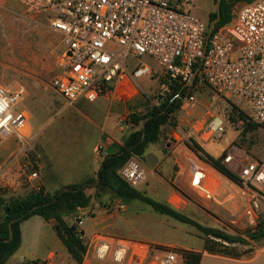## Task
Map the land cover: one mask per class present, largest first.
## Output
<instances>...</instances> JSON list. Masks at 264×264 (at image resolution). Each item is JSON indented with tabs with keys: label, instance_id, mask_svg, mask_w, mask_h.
<instances>
[{
	"label": "built area",
	"instance_id": "built-area-1",
	"mask_svg": "<svg viewBox=\"0 0 264 264\" xmlns=\"http://www.w3.org/2000/svg\"><path fill=\"white\" fill-rule=\"evenodd\" d=\"M11 1L28 13L46 15L48 27L60 35L62 51L50 86L68 106L78 99L92 102L128 77L136 80L151 76V67L139 61L147 55L158 63L168 83L183 84L188 91L206 83L244 100L251 121L264 127V0L235 3L230 21L214 31L208 21L190 12L193 0ZM23 95V88L8 91L0 85V144L11 133L25 143L27 116L24 111L13 112ZM175 98L180 96L176 94L172 100ZM184 98L187 103L194 100L192 95ZM236 119L238 124L243 123ZM225 127V119L214 115L204 133L219 138ZM17 159V153L11 155L0 174ZM223 160L231 162L232 155H225ZM118 174L134 187L145 178L144 169L134 157ZM36 177V171L28 175L30 179ZM238 177L248 199L247 213L259 209L264 194V164L249 158L240 164ZM75 218L81 225L82 219ZM85 237L83 234L86 251L81 264L107 256L125 264H183L184 256L191 252L175 244L98 231L89 239Z\"/></svg>",
	"mask_w": 264,
	"mask_h": 264
},
{
	"label": "rangeland",
	"instance_id": "rangeland-1",
	"mask_svg": "<svg viewBox=\"0 0 264 264\" xmlns=\"http://www.w3.org/2000/svg\"><path fill=\"white\" fill-rule=\"evenodd\" d=\"M215 9L214 0H193L190 3V12L205 22L208 21L209 12ZM5 17L9 18L8 23H5L7 19L1 21V18ZM0 24H3L0 25V29L4 30V33L0 32V47L4 45L9 50L8 54L2 55L0 52V85L8 91L24 89L23 98L15 105L13 112L17 114L26 109L32 114L30 123L35 127L31 128L28 123L27 127L23 128V133L27 137L30 132L32 134L41 132L37 139L36 137L25 138L26 145L20 144L21 142L19 143L13 133L3 140L12 139L13 142L9 147L7 144L3 151L0 147V168L11 155L17 153L18 149L23 148L22 151L25 153L0 174V195L8 199L10 197H23L28 194L34 187L29 183L28 175L32 171H38L39 168L43 170L45 167L49 168L56 164L59 152L66 150L64 144L67 147L68 144H73V137L66 132L71 129L66 120L67 117L73 116L77 111L75 106L65 108L61 96L50 86V79L56 71L62 51V43L60 36L48 27L46 15L28 13L22 6L14 4L8 12L6 10L0 11ZM129 60L133 61L132 58ZM139 61L151 67L152 75L143 76L136 80L128 77L120 85L123 99L121 105H125L120 117V125L126 127L121 141L128 133L140 127V125L135 126L131 122L129 115L146 113L154 105H157L159 96L164 95L166 97L167 94V92L162 94L166 83L163 82V71L158 63L147 55L141 56ZM187 95L194 97L193 102L187 103L185 98L182 99V106L176 111L174 121L162 127V133L158 140L160 145H163L165 141L172 142L174 139L173 130L185 134L189 133L199 141L212 140L205 144V149L219 152L218 157H222L223 162V156L231 153L233 160L226 165L237 175L239 166L243 161L251 157L258 159L264 155V127L251 121L248 115L250 108L244 100L225 95L206 83L190 88ZM238 112L243 113L245 120L251 125L250 128L247 127L248 122L238 124L236 119ZM214 115L222 116L226 123L225 131L219 138L209 137L208 134L204 133ZM30 128L31 130H29ZM54 130H60L64 133L52 138ZM82 130L81 125H76L75 130L72 131L73 133L76 132L78 140L73 141L75 145L70 147L71 149L75 147L78 152L90 149L89 140L85 144L82 143ZM54 140L59 141L60 144H56ZM59 145L63 148H60ZM229 145L237 146L239 152L235 154L232 150L228 151ZM62 157L67 162L74 156L65 151ZM33 180L31 179V181ZM135 187L141 189L138 185ZM102 190L105 191L104 193H108L107 195H112L110 191L103 188ZM200 192L206 196L209 195V192L202 190ZM91 193H93V198H91L93 211L97 210V206H112V204L104 203L103 194L94 196V189ZM154 198L161 199V197ZM101 210L96 211V220L94 221L88 214L79 212L75 216L66 215L64 219L69 224L76 223L78 229L84 232L86 239H89L94 232L107 230L128 238L173 243L183 246V249L200 248L204 243V234L195 226L161 215L152 210L150 206L139 201L129 202L127 211L116 212L115 216L105 223L106 226L104 227L97 222V216ZM76 216L82 219L81 225L77 223ZM205 220L208 226H214L215 223L212 219L206 217ZM199 221L202 220L199 218ZM110 223L111 225H108ZM23 228L24 239L22 244L8 257L4 264L44 262L43 260L49 251L59 252L60 249L67 251L53 227L47 224L41 216H31L24 223ZM263 244L264 239L250 240L247 245L234 244L230 247L240 257L249 256L256 247ZM100 262L124 264L112 261L110 256L95 261V263Z\"/></svg>",
	"mask_w": 264,
	"mask_h": 264
},
{
	"label": "crops",
	"instance_id": "crops-1",
	"mask_svg": "<svg viewBox=\"0 0 264 264\" xmlns=\"http://www.w3.org/2000/svg\"><path fill=\"white\" fill-rule=\"evenodd\" d=\"M14 4L17 3L11 0H0V11L6 10L8 12L13 8ZM3 19H7L5 23H8L9 18H1V21ZM0 32L4 33V30H1ZM0 52L2 55L5 53L8 54L9 50L7 49V46L4 47L3 45L0 47ZM121 94L120 86L115 85L108 93L99 96L92 102L86 101L85 99H78L75 103L68 106L62 99L65 108L75 106L77 111L76 114L67 117L66 120L67 124L71 126V129L67 130L66 132H68V134L73 137V144H68V147L64 144L66 150L59 152L57 155L56 164H53L49 168L45 167L43 170L39 168L38 171H36L37 177L34 178V182L28 178L31 186H34L32 187V190L41 188L45 192L54 193L69 184L77 183L85 179L95 178L102 157L106 153L113 151L116 145L121 143L120 139L126 129V127H124L122 124L120 125V117L122 116V112L125 109V105H121V101L123 100ZM22 111H24L27 116L26 127L28 123L31 128L35 127V125L33 126L30 123L32 114H30L26 109H23ZM76 125L82 126V143L85 144L86 141L89 140L90 149H84V151L80 152H78L75 147L72 148L73 150L71 149L72 145H75L73 141L78 140L76 132H72L75 130ZM31 128L29 130H31ZM61 133L64 132L60 130H54L51 137L54 138V136H57ZM38 134H41V132H36L34 134L30 132L26 139L33 137H36L37 139V137L40 136ZM172 135L174 138L172 142L165 141L163 145H160L158 142L151 143L146 147L141 157L133 156L145 171V178L138 185L141 187L139 190L143 191L146 195L153 199H155L154 197H161L160 200H155L169 204L179 212L197 221L203 226L217 228L229 234L244 236L247 230L256 227L257 224H264V194L259 209L252 210L250 213H247L246 210L249 207V203L247 197L242 193L240 184L219 173L208 162L202 160L188 146V144L191 143L189 138H192L198 142L206 152L217 158L219 152H213L208 148L205 149V144L212 140L199 141L195 136L190 135L189 133L185 134L176 130L172 131ZM18 141L19 143L21 142L20 140ZM12 142V139L3 141L0 144L1 150L3 151L7 144L9 147ZM51 142L60 144V142L56 140ZM20 144L26 145L22 142ZM59 147L63 148V146L60 145ZM22 149L23 148L18 149V157L25 155ZM229 150H232V152L235 154L239 152V148L233 145H229L228 151ZM65 151H67V154H73V159L67 160L66 162V160L62 157ZM71 151H73V153H70ZM225 155L232 154L227 153ZM251 159L253 158L251 157ZM254 160L264 164V155L260 158L258 157V159L255 158ZM242 163H244V161ZM35 181L36 184H34ZM93 189L94 188L87 189V192H89V194H93L91 193ZM201 190L203 192H209V195L206 196L202 194L200 192ZM107 194L108 193L103 194V201L107 205L112 204V206H97V210L93 211L91 199L89 209H80L78 212L88 214L94 221L96 220V211L98 212L99 209H102L99 213V216H97V222H99L104 227L106 226L105 223L109 222V220L115 216L116 212L123 210L127 211L129 202L139 201H123L114 197L113 195ZM206 217L214 221V226H208V224L205 222ZM199 218L204 222H200ZM28 219L24 220L20 224L21 244L24 239L23 226ZM45 222L52 226L53 221ZM108 225H111V223ZM98 232L121 236L116 234V232L107 230H101ZM146 241L167 244L152 240ZM203 247L204 243L200 248L185 249L200 253L198 264H264V244L260 247H256L253 253L249 256L240 257H229L210 253ZM96 260L98 259L92 258L88 260L87 264H116L108 262L95 263ZM43 261L45 264H77L70 257L68 251L65 252L63 249H60L59 252L49 251ZM16 264L21 263L18 262Z\"/></svg>",
	"mask_w": 264,
	"mask_h": 264
},
{
	"label": "trees",
	"instance_id": "trees-1",
	"mask_svg": "<svg viewBox=\"0 0 264 264\" xmlns=\"http://www.w3.org/2000/svg\"><path fill=\"white\" fill-rule=\"evenodd\" d=\"M214 1L216 4L217 0ZM241 1L249 2L252 0H219V19L212 25V31L230 21L231 7ZM216 17V9L209 12L208 23L210 24ZM164 80L163 82L166 83L164 90L167 92L166 97L164 95L159 96L157 105H154L144 114L129 115L131 122L135 126L140 125V127L128 133L113 151L102 157L94 179H85L69 184L54 193L45 192L40 188L30 191L23 197L6 199L3 195H0V264H4L8 257L20 246L21 222L34 215H39L48 222L53 221L52 227L70 257L77 264H81L86 251L84 239L82 238L84 232L78 229L76 223H67L64 217L66 215L75 216L80 209H89L93 197L92 194L87 192V189L90 188H94V196L104 194L103 188L123 201L139 200L148 204L158 213L195 226L204 234L203 248L210 253L239 257V254L230 245H247L250 240L259 241L264 239L263 223L247 230L244 236L233 235L217 228L203 226L169 204L149 197L143 191L130 185L118 174V170L131 157H141L149 144L158 142L162 127L174 121L176 111L182 106V99L187 95L188 88L183 87V84L168 83ZM176 94L180 98L172 100ZM237 117L242 119L243 122H248L242 112H238ZM247 127H251L249 122ZM189 140L191 142L188 144L189 148L202 160L208 162L222 175L239 183L238 175L222 161V157H213L194 139L189 138ZM199 256L200 253L197 252L186 253L183 264H198Z\"/></svg>",
	"mask_w": 264,
	"mask_h": 264
},
{
	"label": "water",
	"instance_id": "water-1",
	"mask_svg": "<svg viewBox=\"0 0 264 264\" xmlns=\"http://www.w3.org/2000/svg\"><path fill=\"white\" fill-rule=\"evenodd\" d=\"M218 2L219 0L216 1V10H217V17L214 21H212L210 24H209V29H211L212 25L214 24V22H216L218 19H219V9H218ZM82 210H86V208L82 209Z\"/></svg>",
	"mask_w": 264,
	"mask_h": 264
},
{
	"label": "bare ground",
	"instance_id": "bare-ground-1",
	"mask_svg": "<svg viewBox=\"0 0 264 264\" xmlns=\"http://www.w3.org/2000/svg\"><path fill=\"white\" fill-rule=\"evenodd\" d=\"M200 170H201V169H200ZM205 176H206V175H205ZM205 176H204V177H205ZM207 176H209V175H207ZM209 179H210V178H209ZM202 180H203V179H202ZM206 181H207V180H206ZM197 182H198V181H197ZM202 182H203V181H202ZM210 183H211V182H210ZM193 184H194V183H193ZM203 186H204V185H203ZM208 186H209V185H208ZM206 189H207V188H206ZM208 191H209V190H208Z\"/></svg>",
	"mask_w": 264,
	"mask_h": 264
}]
</instances>
